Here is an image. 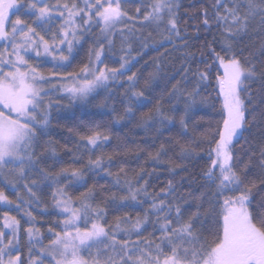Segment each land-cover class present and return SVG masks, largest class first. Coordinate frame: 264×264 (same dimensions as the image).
<instances>
[{"label":"snow or ice","instance_id":"1","mask_svg":"<svg viewBox=\"0 0 264 264\" xmlns=\"http://www.w3.org/2000/svg\"><path fill=\"white\" fill-rule=\"evenodd\" d=\"M166 44L174 72L132 71ZM100 89L145 134L138 170L112 171L107 125L45 139ZM0 179V264H264V0H0Z\"/></svg>","mask_w":264,"mask_h":264},{"label":"trees","instance_id":"2","mask_svg":"<svg viewBox=\"0 0 264 264\" xmlns=\"http://www.w3.org/2000/svg\"><path fill=\"white\" fill-rule=\"evenodd\" d=\"M184 5L187 7L190 3H206V0H183ZM183 11V9H181ZM14 18V17H13ZM189 34L192 36H195V33L192 31L191 28H189ZM157 40L160 39V37L156 38ZM202 43V41H197L195 39L190 41V44L192 45L191 50L197 51L199 44ZM119 47V42H117V48ZM198 54V52H197ZM135 55V53H133ZM182 53L179 51H173L171 45H165L164 47H160L159 51H152L151 49L148 50V55H145L143 59L140 60L138 64L134 68H132V71H137L138 69L140 72H143L144 76L146 77L148 75V72L153 70V60H161L163 61V64L165 65L168 74H171L174 72L177 68L180 66V57ZM118 59V57H117ZM147 61V67H145V62ZM118 66V65H114ZM50 67V65H49ZM110 91L114 92H122L123 89L119 88L118 85H113V87L110 89ZM147 94V93H146ZM213 97H215V93L212 94ZM54 98V97H53ZM122 99L121 97L117 96L115 99H109V92L105 91L104 89H100L98 95L94 100L91 101L88 105H74L68 110H56L53 109L52 111V124L51 127L48 129L49 135L45 137V139H50L54 143H56L60 148V154L64 155L63 153V145L65 143H71L73 140V137L68 133V128L72 127L74 125H79L82 122L85 124H101V125H107L110 129V133L112 136V140L110 145L107 146V151L109 153H112L114 149H116L118 146H121V151L119 153L115 154V158L112 162V171H116L117 168L121 165V163H124L127 165L129 170L131 169H137L138 165L144 163L142 160H137L135 153H127L122 150V146L127 144L129 148H134L137 143H139L145 136L144 132L137 128L134 123H113L114 120V114L112 113L111 109L113 106H115L118 110L122 111V107L119 103V100ZM214 103H216V108L219 109L221 106V103L219 100H214ZM62 104H67L68 102L66 100L61 101ZM155 103V100H151L150 102H147L145 107L141 109V111H147L149 108L153 106ZM167 107V105L165 106ZM211 113V116L215 119H219V116L216 115V112L214 110H209ZM137 116H139V113H137ZM254 135L256 133V130L254 129ZM167 135V132L165 133ZM143 146V145H141ZM65 160L68 159V157L64 156ZM49 163H51V160H49ZM149 170H151V167L149 166ZM158 174L152 178L153 186L155 190H159L161 186H163L167 179L169 178L168 173L164 171L163 168H159ZM108 177L103 176L101 174L100 176L96 177V180L99 184H104L106 180H108ZM178 179V177H177ZM4 186L2 179H0V187ZM5 193L12 199L16 198L17 193H19L21 196H24L25 193L22 189H10L9 187H5ZM5 206L3 204H0V209H3ZM129 212L132 215H135L136 210L135 209H129ZM52 217H48V219H51Z\"/></svg>","mask_w":264,"mask_h":264},{"label":"rangeland","instance_id":"3","mask_svg":"<svg viewBox=\"0 0 264 264\" xmlns=\"http://www.w3.org/2000/svg\"><path fill=\"white\" fill-rule=\"evenodd\" d=\"M50 95L55 98L56 94L55 93H50ZM9 188L12 189L11 187H9Z\"/></svg>","mask_w":264,"mask_h":264}]
</instances>
